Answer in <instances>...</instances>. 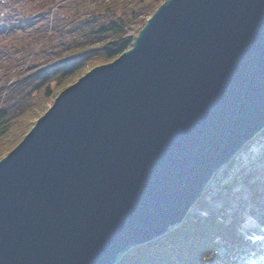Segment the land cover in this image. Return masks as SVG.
Listing matches in <instances>:
<instances>
[{
    "label": "water",
    "instance_id": "1",
    "mask_svg": "<svg viewBox=\"0 0 264 264\" xmlns=\"http://www.w3.org/2000/svg\"><path fill=\"white\" fill-rule=\"evenodd\" d=\"M263 127L264 0H165L0 159V264H114Z\"/></svg>",
    "mask_w": 264,
    "mask_h": 264
},
{
    "label": "trees",
    "instance_id": "2",
    "mask_svg": "<svg viewBox=\"0 0 264 264\" xmlns=\"http://www.w3.org/2000/svg\"><path fill=\"white\" fill-rule=\"evenodd\" d=\"M164 1L101 2L76 22L90 41L85 39L58 51L53 59L18 72L10 83L7 76L0 85V159L30 130L60 90L89 68L112 61L129 49L149 16ZM67 30L52 28L46 39ZM92 39L104 41L95 44ZM249 187H253L251 198L255 199L256 187ZM251 257L264 264V235L245 236L237 231L232 219L225 222L213 212L186 218L161 236L130 246L114 264H249L245 259Z\"/></svg>",
    "mask_w": 264,
    "mask_h": 264
},
{
    "label": "rangeland",
    "instance_id": "3",
    "mask_svg": "<svg viewBox=\"0 0 264 264\" xmlns=\"http://www.w3.org/2000/svg\"><path fill=\"white\" fill-rule=\"evenodd\" d=\"M104 1L108 0H0V85L7 76L10 83L18 72L39 66L58 51L83 42V27L76 22ZM52 28L68 30L46 39ZM92 40L95 44L104 41ZM53 101L47 103L48 107ZM222 166L207 185L201 204L195 205L198 199L185 219L218 212L219 219H232L237 231L245 236L264 235V128ZM249 184L256 187L255 199L251 198L253 187ZM245 261L258 264L257 258Z\"/></svg>",
    "mask_w": 264,
    "mask_h": 264
},
{
    "label": "bare ground",
    "instance_id": "4",
    "mask_svg": "<svg viewBox=\"0 0 264 264\" xmlns=\"http://www.w3.org/2000/svg\"><path fill=\"white\" fill-rule=\"evenodd\" d=\"M263 128H264V127H263ZM263 128H262V129H263ZM262 129H261V130H262ZM246 144H247V143H246ZM246 144H245V145H246ZM257 145H258V144H256V147H255V149H256V148H258V146H257ZM253 148H254V147H253ZM251 150L253 151V149H252V148H251ZM256 152H257V151H256ZM235 155H236V153H235ZM235 155H234V156H235ZM234 156H233V157H234ZM227 163H228V162H227ZM227 163H224L223 165H226ZM222 167H223V166H222ZM216 173H218V170H217V171H216V172H215V173L212 175V177H211V178H214V177L216 176ZM211 178H210V179H209V181L207 182V185L209 184V182H210ZM207 185H206V187H207ZM206 187L204 188V190H203V192H202V195L200 196L199 200H201V199H203V198H204V197H203V194H204V192H205V190H206ZM195 205H196V204H195ZM192 207H193V206H192ZM192 207H191L190 209H192ZM175 226H176V225H174V227H175ZM132 246H133V245H132Z\"/></svg>",
    "mask_w": 264,
    "mask_h": 264
}]
</instances>
